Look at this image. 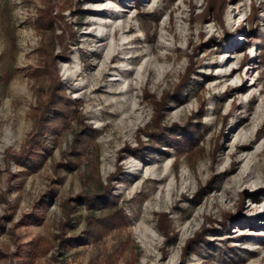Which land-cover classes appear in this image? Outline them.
<instances>
[{
    "label": "rangeland",
    "instance_id": "obj_1",
    "mask_svg": "<svg viewBox=\"0 0 264 264\" xmlns=\"http://www.w3.org/2000/svg\"><path fill=\"white\" fill-rule=\"evenodd\" d=\"M213 1L0 0V264H264V0Z\"/></svg>",
    "mask_w": 264,
    "mask_h": 264
},
{
    "label": "trees",
    "instance_id": "obj_2",
    "mask_svg": "<svg viewBox=\"0 0 264 264\" xmlns=\"http://www.w3.org/2000/svg\"><path fill=\"white\" fill-rule=\"evenodd\" d=\"M213 2H215V0L213 1ZM212 3V2H211ZM216 4V3H215ZM43 18H46V19H44V20H46V22H47V24H49L50 22H52V18H51V16H48V18H47V15L46 14H44L43 15ZM57 95H60V93L58 94V93H56ZM57 95H55V97L57 96ZM61 97H63L62 95H60ZM69 104H71V103H69ZM162 104L163 103H160V105H159V107L158 106H156V115H157V117H158V120L160 119V116H161V107H162ZM72 105V104H71ZM71 105H68V104H66V105H64L61 109H58L57 107H54V106H58L57 104L56 105H54L53 104V109H51L53 112H57V113H59V115L57 116V118L59 119V118H66V111H65V109L64 108H66V107H71ZM61 106V105H60ZM69 107V108H70ZM64 109V110H63ZM68 112H80V111H78L77 109H76V107L73 105V107H71V109L70 110H68ZM81 118H82V116H81ZM82 120V119H81ZM160 121V120H159ZM82 122V121H81ZM162 131H163V128L159 125V128L157 129V131H154V133H152V136H154L155 138H154V140L156 139V138H158L159 139V136L160 137H162V138H164L165 137V135H164V133H162ZM93 135V131H92V129H90L89 127H83V136H81V137H84V136H92ZM176 135H172V139H175L176 140V137H175ZM80 136H79V139L81 138ZM174 140V141H175ZM157 141H159V140H157ZM175 143V142H174ZM110 200V199H109ZM108 202V201H107ZM109 204H111L112 203V201L111 202H108ZM107 204V203H106ZM113 204V203H112ZM108 205V204H107Z\"/></svg>",
    "mask_w": 264,
    "mask_h": 264
}]
</instances>
